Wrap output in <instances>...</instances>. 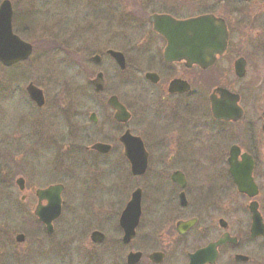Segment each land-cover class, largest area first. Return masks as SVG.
Listing matches in <instances>:
<instances>
[{"label": "flooded vegetation", "instance_id": "af4514ba", "mask_svg": "<svg viewBox=\"0 0 264 264\" xmlns=\"http://www.w3.org/2000/svg\"><path fill=\"white\" fill-rule=\"evenodd\" d=\"M138 1L123 5L119 26L108 22L105 44L83 39L77 66L88 76L75 111H66L63 140L81 154L64 164L66 175L76 167L79 181L88 180L116 162L124 194L67 200L63 177L22 195L46 244L42 264H264V0ZM203 15L222 33L207 47V68L166 56L167 38L151 19ZM125 143L141 152L138 172ZM52 186L61 187L60 214L49 228L36 211L49 206L38 192ZM65 211L74 219L60 227Z\"/></svg>", "mask_w": 264, "mask_h": 264}, {"label": "rangeland", "instance_id": "374dc122", "mask_svg": "<svg viewBox=\"0 0 264 264\" xmlns=\"http://www.w3.org/2000/svg\"><path fill=\"white\" fill-rule=\"evenodd\" d=\"M10 1L14 30L33 46V53L12 68L0 65V260L16 258L20 264H42L46 244L31 229V199L22 201V195L35 186L61 181L65 184L63 177L69 188L67 200L78 195L84 199H109L124 194V184L118 180L123 171L116 162L101 165L88 180L79 181L76 167L66 175L64 164L81 162V154L67 151L69 143L63 145V140L67 136L66 111L70 107L75 111L80 84L88 76L77 66L78 49L83 39L85 45L105 44L107 37L103 33L108 31V22L119 26L124 15L127 18L123 7L127 0ZM150 1L142 3L161 5L159 0ZM107 12L111 14L106 16ZM30 82L41 89L43 108L29 99L26 86ZM259 87V97L263 99L264 90L260 84ZM45 136L61 142L62 148L55 149L56 144L45 142ZM20 178L24 180L23 191L15 184ZM76 217L77 214L75 220ZM72 219L74 215L65 211L59 226H69ZM18 234L25 235L23 244L16 243Z\"/></svg>", "mask_w": 264, "mask_h": 264}, {"label": "water", "instance_id": "95a60500", "mask_svg": "<svg viewBox=\"0 0 264 264\" xmlns=\"http://www.w3.org/2000/svg\"><path fill=\"white\" fill-rule=\"evenodd\" d=\"M11 18V4L8 0H5L0 5V62L4 66H11L21 60L27 59L32 50L30 44L21 41L13 34ZM171 22L167 32H163V34L168 35L169 53L171 52L172 54V52L176 51L178 54L177 58L179 60L184 59L201 67L202 69H206L207 46L213 45L214 42L217 41L219 35H222L221 31L220 33L217 31V29L221 28L217 27L214 22L207 18V16L181 22L172 20ZM27 92L31 99L38 104V106L43 105L44 101L41 90L33 84H29L27 86ZM119 110L122 111L120 108ZM213 114L217 118L222 117L221 110L216 109V105L214 103ZM102 147L105 146L97 145L95 148ZM125 150V156L131 162L133 172H138V170L142 168V163L144 162L142 161L141 152L137 150L130 151L127 143H125ZM17 184L20 189H23V179H18ZM60 193V186H52L47 190L38 192V194L44 196L48 195L46 199L48 200L49 206L43 211L39 208L36 211V216L49 228L51 226V222L60 214ZM138 201V194H136V198L132 203H136L137 205ZM16 241L23 242L24 236L18 235L16 237Z\"/></svg>", "mask_w": 264, "mask_h": 264}]
</instances>
